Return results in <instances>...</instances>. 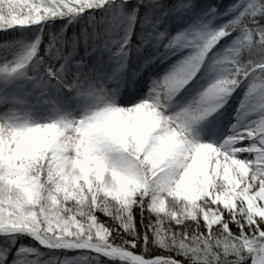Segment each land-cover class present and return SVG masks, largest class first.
<instances>
[{
    "label": "snow or ice",
    "instance_id": "obj_1",
    "mask_svg": "<svg viewBox=\"0 0 264 264\" xmlns=\"http://www.w3.org/2000/svg\"><path fill=\"white\" fill-rule=\"evenodd\" d=\"M0 264H264V0H0Z\"/></svg>",
    "mask_w": 264,
    "mask_h": 264
},
{
    "label": "rangeland",
    "instance_id": "obj_2",
    "mask_svg": "<svg viewBox=\"0 0 264 264\" xmlns=\"http://www.w3.org/2000/svg\"><path fill=\"white\" fill-rule=\"evenodd\" d=\"M231 113V109L229 110V114Z\"/></svg>",
    "mask_w": 264,
    "mask_h": 264
}]
</instances>
